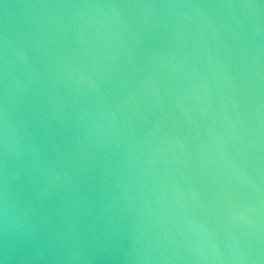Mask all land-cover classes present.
I'll return each instance as SVG.
<instances>
[{
  "label": "water",
  "instance_id": "1",
  "mask_svg": "<svg viewBox=\"0 0 264 264\" xmlns=\"http://www.w3.org/2000/svg\"><path fill=\"white\" fill-rule=\"evenodd\" d=\"M0 264H264V0H0Z\"/></svg>",
  "mask_w": 264,
  "mask_h": 264
}]
</instances>
